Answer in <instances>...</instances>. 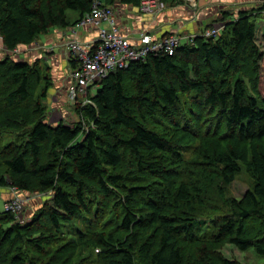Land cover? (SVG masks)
I'll return each mask as SVG.
<instances>
[{
    "label": "trees",
    "instance_id": "trees-1",
    "mask_svg": "<svg viewBox=\"0 0 264 264\" xmlns=\"http://www.w3.org/2000/svg\"><path fill=\"white\" fill-rule=\"evenodd\" d=\"M96 1L144 0H0V41L27 47ZM262 3L222 13L214 36L108 75L75 106V127L44 122L41 62L5 56L0 188L51 197L25 224L0 212V264H236L218 252L225 243L264 258ZM241 171L251 186L237 199L229 187Z\"/></svg>",
    "mask_w": 264,
    "mask_h": 264
},
{
    "label": "rangeland",
    "instance_id": "rangeland-1",
    "mask_svg": "<svg viewBox=\"0 0 264 264\" xmlns=\"http://www.w3.org/2000/svg\"><path fill=\"white\" fill-rule=\"evenodd\" d=\"M161 4L163 5V9L161 10L159 14H162L164 11H169V13H172V9H174L177 5H182L188 9V11L191 13L189 17H187V20H185V24H193L198 23V27L195 28V31L198 32V34H201L202 32L206 31L207 29H210L209 26L212 28H220L222 26L221 16L222 13L228 14L227 20H233L236 18V13L239 9L245 8L246 10L250 8H258L260 7L262 2L264 0H159ZM69 12V11H67ZM67 12H66V18H67ZM116 15V13L114 12ZM156 15V16H157ZM208 17V18H207ZM208 19H211L208 21ZM206 20V24L204 21ZM195 21V22H194ZM198 21V22H197ZM105 26L104 24H102ZM69 21L67 26L65 27H54L50 28L49 31L44 34L47 38L51 31H61L66 30L65 36H68V39L70 38V27ZM209 27V28H208ZM68 28V30L66 29ZM256 43L260 47V51L262 52V59H261V67H260V76H259V91L260 93L264 94V13L261 15V19L256 21ZM80 30V29H78ZM78 30L73 33L74 37L77 38V32ZM54 34V33H53ZM45 36L40 35L33 44L27 46V47H20L17 48L14 52H7L6 49L1 45L0 41V62L5 58V56L10 57V59H16L19 60V56H24L25 59H27V62L30 61H41V59H33L29 60V58L26 56V54H29L31 50L37 49V43H39ZM56 36V35H55ZM169 36H175L179 38V41L185 42L186 37H188V34H185L184 32H179V30L175 31L173 34H168ZM78 39V38H77ZM79 40V39H78ZM158 40V39H157ZM37 42V43H36ZM40 45H42L40 43ZM49 52V51H47ZM32 53V52H31ZM47 55H49L47 53ZM45 61H41V73L42 74H49L50 83L48 86V90L46 93V97L41 101L42 105L45 107V115H44V122H46L48 125H55L57 123H63L69 127H75L80 123V119L76 114L75 106L80 105L81 103L85 102L83 99L77 97L76 101H73L71 97L65 96V90L63 86L65 84L60 85L59 82L56 83L55 78H52L50 73V68L43 63ZM47 67V68H46ZM1 71V70H0ZM1 73V72H0ZM68 77V75H66ZM64 78L61 80V82H68V93L74 86V82L70 78V72H69V78ZM67 84V83H66ZM0 86H1V78H0ZM44 87V82L38 83V86L36 87L37 93L41 91V89ZM66 89V88H65ZM36 93V94H37ZM92 90H88L87 97L93 95ZM0 109H1V90H0ZM83 124L86 126V123L83 122ZM15 134L14 133H4L3 134V140L6 143L9 140L14 139ZM185 158L188 156V154L184 153ZM5 176V179L8 180L7 176ZM251 181L246 174L245 171H241L236 177L235 180L231 183L229 187L230 194L237 199H241L244 197L246 191L250 188ZM3 191H8L11 193V197L15 196L18 199H20L24 204L21 211V218H22V224L27 223L33 215L37 212L38 209H40L44 203L50 201V193H24V192H18L14 190L13 188H3ZM8 198V199H10ZM2 202H0V212L2 210ZM248 224V223H247ZM81 247H77V251L75 253V257L70 260V262H73L78 257V251ZM218 252L222 254V256L236 264H264V258L257 256L252 249H249L247 251H239L234 246L225 243L222 244L221 247L218 249ZM89 251L83 253V256L87 259ZM66 254V253H65ZM90 254V253H89ZM91 256V255H90ZM87 264V263H85Z\"/></svg>",
    "mask_w": 264,
    "mask_h": 264
},
{
    "label": "built area",
    "instance_id": "built-area-1",
    "mask_svg": "<svg viewBox=\"0 0 264 264\" xmlns=\"http://www.w3.org/2000/svg\"><path fill=\"white\" fill-rule=\"evenodd\" d=\"M162 9L163 5L159 0H144L138 7L139 13L146 16H156ZM102 24L107 27H101ZM87 27L98 30L92 42H83L74 37L73 33L76 30ZM218 32L219 28L214 27L199 36L209 38ZM70 33V38L66 41V54L68 61L73 62L75 66L70 69V78L74 86L68 96L73 101L80 96L85 101L81 105L89 103L88 90L95 91L108 75L125 69L131 62L145 61L151 54L165 53L171 56L176 48L182 44H192L196 37L188 36L183 43L175 36L154 40L143 33L140 35L139 46H134L119 34L113 7L102 6L97 1L93 3L91 12L70 28ZM25 203L13 196L3 203L2 210L12 214L15 221L22 224L20 214Z\"/></svg>",
    "mask_w": 264,
    "mask_h": 264
},
{
    "label": "crops",
    "instance_id": "crops-1",
    "mask_svg": "<svg viewBox=\"0 0 264 264\" xmlns=\"http://www.w3.org/2000/svg\"><path fill=\"white\" fill-rule=\"evenodd\" d=\"M101 1L103 2V0ZM112 7L116 13L115 18L119 34L126 38L134 46H139L140 35L143 33L148 34L154 40L161 39L171 33L173 34L177 30H179V32L188 34V36H195L198 34V32L195 31V28L198 27L199 22L197 21L198 23L185 24V20H187V17H189L191 13L186 7L180 4L172 9V13H169V11L166 10L157 16L142 15L139 13L138 7L121 6L117 4L112 5ZM79 17V14L76 12H67L66 21L67 23L69 21L68 28H72ZM210 20L211 19H208V21ZM204 23H207L206 20ZM101 27L106 28L107 26L101 25ZM68 28L66 29L68 30ZM97 33L98 30L96 28L87 27L85 29L78 30L77 38L83 42H92L96 38ZM65 34L66 30H53L50 32L48 38L43 35L45 37L39 43L36 42L38 44L37 49L33 51L31 50L32 53L30 52L29 54H26V56L31 57L29 60L41 59V61H45L43 63H45L48 68H50L51 76L52 78H55L56 83L59 82L60 85L65 84L63 88L65 90L64 93L66 96L68 94L69 84L65 81L61 82V80L64 78V76L66 77V75H68L66 79L69 78L71 64L67 59L66 41L68 36L66 37ZM40 43L42 45H40ZM47 53L49 55H47ZM18 59L19 60L17 61L26 63L33 62H27V59H25L24 56H19ZM57 124L53 125V127H55ZM10 196V192L3 191L0 188V202H2V204L8 198H10Z\"/></svg>",
    "mask_w": 264,
    "mask_h": 264
}]
</instances>
